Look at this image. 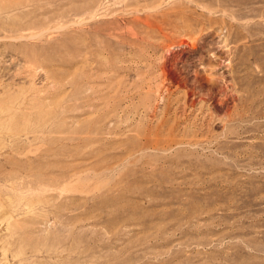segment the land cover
Masks as SVG:
<instances>
[{
    "label": "rangeland",
    "instance_id": "374dc122",
    "mask_svg": "<svg viewBox=\"0 0 264 264\" xmlns=\"http://www.w3.org/2000/svg\"><path fill=\"white\" fill-rule=\"evenodd\" d=\"M0 264H264V0H0Z\"/></svg>",
    "mask_w": 264,
    "mask_h": 264
},
{
    "label": "bare ground",
    "instance_id": "6f19581e",
    "mask_svg": "<svg viewBox=\"0 0 264 264\" xmlns=\"http://www.w3.org/2000/svg\"><path fill=\"white\" fill-rule=\"evenodd\" d=\"M251 248V247H250Z\"/></svg>",
    "mask_w": 264,
    "mask_h": 264
}]
</instances>
